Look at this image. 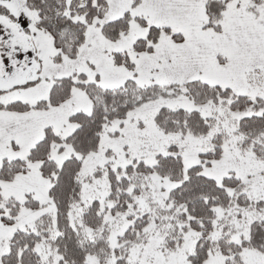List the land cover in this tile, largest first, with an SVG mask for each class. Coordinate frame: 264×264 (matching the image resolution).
Returning a JSON list of instances; mask_svg holds the SVG:
<instances>
[{
	"label": "snow or ice",
	"instance_id": "obj_1",
	"mask_svg": "<svg viewBox=\"0 0 264 264\" xmlns=\"http://www.w3.org/2000/svg\"><path fill=\"white\" fill-rule=\"evenodd\" d=\"M0 264H264V0H0Z\"/></svg>",
	"mask_w": 264,
	"mask_h": 264
}]
</instances>
